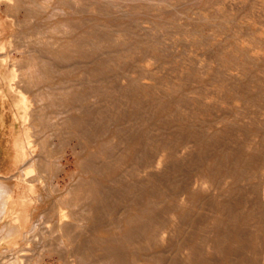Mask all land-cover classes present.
<instances>
[{"label":"bare ground","instance_id":"bare-ground-1","mask_svg":"<svg viewBox=\"0 0 264 264\" xmlns=\"http://www.w3.org/2000/svg\"><path fill=\"white\" fill-rule=\"evenodd\" d=\"M35 1H33L34 5ZM61 1L58 0V3ZM107 1L103 4L110 3ZM178 1H176L178 5L184 2L179 3ZM50 2L52 3V0ZM189 2L191 1L189 0ZM5 3L7 4V2ZM16 3L13 2V4ZM43 3L46 7L48 4L50 6V3ZM79 3H81L80 0ZM93 3H96L95 0ZM63 4L66 5L64 1ZM81 4L82 6L79 5V8L81 6L82 10L84 6L83 3ZM111 4L114 6L113 3L109 5ZM121 4L118 2V5ZM28 5L30 6V4ZM203 5L204 7L201 6L203 9H200L212 12V14H206L207 12L200 14V9L196 8L199 18L201 16L199 22V18L197 22H193L198 16L194 14L196 17L193 19L192 13L195 12L190 13L192 16H189L193 20H189L184 15L187 18H182L185 19L182 21L178 16L181 20L178 23L173 20L172 23L155 21L150 23V20L145 18L147 21L143 23L150 24V26L137 24V27L142 30V34L128 37V39L125 35H129L130 29L122 28L124 27L122 23L119 25L122 27H119L118 31L112 27L116 31L114 33L111 32L112 28L111 31L107 30L109 28L106 29V23L101 22L104 20H99V22L97 19V22H94V19L91 21V18L88 17L86 22L89 25L86 27L87 23L83 24L86 27L85 31L81 27L74 28L76 31L78 29L85 32L84 34L81 32L82 37L68 29L70 25L72 26L73 20L68 19L70 25L60 23L63 26H68L66 29L71 34L79 36L80 39L85 37L83 39L85 42L87 39H93L92 45L89 44L92 47L89 48L91 50H85L86 46L88 48V44L83 47L84 42L80 41L83 45L81 46L80 43L78 44L80 39L75 40L73 36L74 40L71 39V41L78 42H75L76 45H74L70 39H67L70 41L69 46L66 38H71V35L65 34L66 38H62V40L65 39L67 42L64 44L68 43V45L63 44L64 47L62 46L60 55L62 60L68 63V60L73 59L74 52L71 48L73 45L74 50H78V53L81 52L76 53L78 56L74 53L81 60L73 61L76 64L71 65V68L68 66L71 64L70 61L66 72L60 68L62 75L59 73L58 77H62L59 81L61 85L63 84L58 88L61 89V93L57 91L60 96L53 98V94L50 93L55 101L59 97V102H57L59 106L56 107L62 106L59 115H63L61 116L63 119L62 123L60 119L58 122L60 121L61 126L64 124V127L62 126L63 130L60 128L59 132L64 136L68 132L70 137L68 135L66 137L68 140L74 141L72 148H77L82 153L84 162H81L84 169H87L84 172L101 175L100 180H91L90 178V180L88 179L90 182H86L88 180L84 179L85 185L78 184L83 187H75L76 182L81 181H75L74 185L70 183L75 188L66 184L75 193L72 194L71 189H67L73 196L69 199L71 203L65 201L70 194L59 203L60 217L69 214L72 215V220L77 218L78 221L86 220L84 223L87 222L85 226L81 224L82 227L76 223V219V222L73 220L75 225L74 222H71L73 225L70 226L69 222L72 220H68V224L64 226L61 225L64 224L61 221L59 225L61 229L67 231H62L64 234L67 233L64 239L69 241L72 237L73 240L70 239V243L76 242L73 243L74 246L76 245L75 249H71L73 251H70L71 255L69 254L70 256L73 252L78 254L75 255L77 256V259L74 260L75 263L77 262L76 264H82V259L83 261L85 259L84 262L90 260L89 264L93 262V259V264L95 262L96 264H105L104 262L107 264H264V0H209L208 3L203 2ZM25 6H27V2L26 5L24 4ZM53 6H51L52 9ZM87 6L86 10L90 11L91 9L89 10ZM115 6L117 7V5ZM130 6L125 8L128 9ZM155 6L157 5L155 4ZM67 7L69 8V6ZM174 7L176 8V6ZM93 8L96 12L101 11L98 10L99 6ZM190 8L187 7V10L189 11ZM22 9L29 11L30 7ZM58 9H56L57 12H59ZM77 9L78 7H74L73 12L66 13L72 16L74 15L72 13H76ZM101 9L104 10V6ZM79 10L75 15L83 13V10L82 12L80 10L81 13ZM125 10H123L125 15L130 14L127 12L130 9ZM184 12L182 13L184 14ZM66 13L65 15H67ZM88 13L91 14L92 11ZM102 13H99L100 18L104 15ZM124 13L122 14L124 15ZM36 15L39 14L36 13ZM40 15L42 14L40 13ZM107 15L111 14L105 16ZM39 16L37 17L39 18ZM151 16L149 15V17ZM30 17L33 16L30 15ZM118 19L120 18L118 17ZM141 19H136V21ZM164 19H169V17ZM131 20L135 21L134 18ZM63 21L61 20V22ZM78 21L81 20L78 19L77 23ZM56 22L59 23V21ZM65 22L67 21L65 20ZM73 22L77 24L76 21ZM107 22L109 21L107 20ZM128 25L126 27H130ZM141 25H145V27ZM99 31L106 33L104 36L107 35L109 39L111 36L116 37L113 40L118 42V48H112L109 45V39L105 41ZM94 35L102 36L103 38L99 37V39L108 43L104 44L101 40L98 42L99 39L96 40V38L94 41ZM178 46H181L182 50L177 49ZM83 48L86 52L83 51ZM69 49L72 53L68 55ZM147 59L153 60L151 61L153 63L150 62L149 65L144 63ZM152 64H155V68ZM156 64L162 67L157 65L158 69L160 67L158 70L160 72L157 73H161L165 78L156 76V71H153L157 68ZM151 66L154 69H151ZM77 68L82 70L85 76L80 77L82 73L78 71L79 76L75 79L73 71ZM161 69L168 71L166 74L164 71V74L168 75L165 76ZM69 71L74 74L75 80H67ZM6 74L4 75L6 76ZM9 75L11 76V74ZM80 86L84 88V92L81 88L77 90ZM86 90L90 93H86ZM113 100L122 102L118 103V115L114 112L117 103ZM16 102L19 103V101ZM115 103L116 105H114ZM128 106L139 109L138 112L141 110V114L134 116L133 113L128 120H119L116 116L123 114L120 113L122 108L124 107L123 110H125V107L128 109ZM56 110L58 111V108ZM27 114L31 115L30 112ZM25 117L27 118V116ZM55 123L57 122L52 125ZM48 125L52 126L51 123ZM48 125L46 129H50ZM26 138L29 140L28 137ZM44 139L46 140V138ZM54 139L57 138L54 136ZM63 141H67L66 138H63ZM45 144L47 143L45 142ZM79 152L78 154H80ZM72 153L75 154L74 150ZM45 164L44 166L47 167ZM77 165L79 167L80 163ZM79 168L83 169L82 165ZM81 173L85 174L82 171ZM105 181H109L112 186H106ZM117 192L120 194V198L123 195V199L118 198L119 201L115 200L117 202L113 201V203L118 204L120 200H124L125 203H119L123 206L106 204L103 207L110 197H113L111 199L115 198L114 195ZM118 193L115 196L118 197ZM237 195L241 198L245 196L244 202L246 205L248 204L247 208L244 207V202H241L244 197L240 198V201ZM235 198L238 200L236 201ZM71 199L75 201L73 202ZM69 200L67 199V201ZM78 202L81 206L80 210V206H78V209L72 210L71 213L69 211H66L69 213H63V210L68 207L66 205L70 204V207L77 205ZM106 207L115 210V213L117 209L120 210L116 214L112 213L116 217L120 216L117 219L114 217L113 220L111 219L113 217H110L111 221L109 222L108 215L110 213ZM71 209L73 208L71 207ZM105 211H108L107 215ZM70 216L69 218H71ZM102 216H107L109 223L106 220L105 222L103 220L105 217ZM81 221L80 223L83 222ZM121 225H126L127 228L118 234L114 228H121ZM111 228L115 230L112 229L114 234L108 233L107 238L96 236L98 232H110ZM191 228H196V232L204 234L199 236L195 231H191ZM119 229L117 230L119 231ZM200 229L204 231L200 233ZM70 233V238L67 239ZM61 236L65 237L63 234ZM132 247L137 251L138 258L134 253L130 255L132 259L129 261L130 257L127 256V253L125 254V249L130 250ZM89 249H94V251L100 249L104 256L97 262L95 261L96 257H91L92 251ZM135 250L134 252H136ZM87 251L88 253L91 251L90 255L86 253ZM82 253L88 256L83 255L82 257ZM78 256L82 258L79 260ZM84 262L83 264H85Z\"/></svg>","mask_w":264,"mask_h":264},{"label":"rangeland","instance_id":"rangeland-1","mask_svg":"<svg viewBox=\"0 0 264 264\" xmlns=\"http://www.w3.org/2000/svg\"><path fill=\"white\" fill-rule=\"evenodd\" d=\"M33 1H35V0H29V1L28 0H18V1L17 0H0V3H1L0 4V78H1L0 79V98H1L0 99V264H76L77 262L75 263L74 260L77 259L76 258L77 256H75V255H78V254H76V253L74 254V252H73L72 256H70L72 253L70 251H73L75 249L76 245L74 246V244L76 242L72 241L74 244L70 243L71 240H73L72 237L71 238L69 237L71 235V233L68 234V236H67L68 237L67 239L70 238L71 240L69 239V241H68V240L64 239V238H66V234H67V233L64 234V232H67V231H64L63 229H61L59 227V225L61 224V221H62V223H64L61 225L64 226L65 224L67 225L68 222L70 220H72L73 217H71L72 215L70 216L69 214L67 216L60 217L61 213H60V204L59 203H61L62 200L64 201V199L68 196L69 197L66 198L65 201H66V203L70 202L69 199L71 198L72 194L75 192H73L72 188H70L68 186L73 187L75 181H81V182H76L77 184L75 183L76 184L75 187L78 186V188H79V186H81L82 184H84L86 182H90L89 181L90 178H91V180H100L101 175L98 174V175H100V176H98L97 174H95L93 172L85 173L86 172L85 170H87V169H84L83 163L81 162V161H83L82 153L79 152L80 151L79 149L72 148L74 146L73 145L74 141L70 140V139L68 140V137H66L68 135V132H67V134L65 132L66 136L61 135V132H59L60 128L62 126L64 127V124H62V126H61L60 121L58 122V120L60 119L61 123H62L63 117L61 118V116H63V115H61V116L59 115L61 110H62V109H60L62 106L60 108L56 107V106H59L58 105L59 103H57V102H59L58 101L59 97H57L56 101H55V99L53 100V98H56L54 96H60L59 93H61V89H58V88H60L59 86L62 87V85H63V84L62 85L60 84L59 79L62 77H58L60 75L59 73H61L62 70L64 72H66L68 66L71 68V65L73 66V64H76V62L74 63L73 61H78V59H80V57L77 58L76 55L81 53V52L79 51V53H78V50H74V45H76L75 42H78V41H75V42H72V41L74 40V38H75V40H79L80 39L79 36L81 35V32H83L82 34L85 33L84 31L86 29L84 30V28H86L89 25L88 22H86L88 17H89V19L91 18V21L94 19L93 20L94 22H97V19H98V21L104 20L101 22L106 23V29L109 28V29H107L108 31L109 30L111 31L112 27L114 29H116V31H118L119 27H122V25H123L124 27H122V28H126L128 30L130 29L128 31V34L129 35L131 34V36H129L127 34L125 35L128 39V37H132L134 35H135L134 37L141 35L142 30L137 27V24H145L146 26L147 25L150 26V24L143 23V22H146L147 20H150L149 21L150 23H151V21L163 22V23L171 22L172 23V20H173V22L178 23V22H181V20L184 21L187 17L189 18V20H191L192 17L194 19V17H196L195 15H198L199 12H200V14H201V12L202 13L207 12V11H202L200 8L204 7L205 4L203 5V2L208 3L209 0H207V2H206V0H195V1L190 0L191 2H189V0H179V1L178 0H156V1L155 0H151V1L150 0H121V1L116 0V2H115V0H108L107 1V2L113 3L114 6L117 5V7L112 6V4L109 5L110 3L105 4L106 0H103V1L102 0H100V1L95 0L96 3H93L94 0H80V2L83 3L84 7L82 10H83V13L85 11V14L81 13L82 12V10H81L82 4L79 3V0H72L73 2L72 1L70 2V0L69 1L68 0H62V1L59 0V1H61L59 3H58V0H56V1L52 0L53 4L50 2V0H46V1L36 0L35 3L37 5H39L40 7L37 6L36 4H35L36 5L35 6ZM37 1H39V2L42 1V2H40L41 3L40 4ZM63 1L66 5L69 4L67 6H69L70 9L66 5H64V4L62 5ZM75 1H78V2H75ZM123 1H126V2L122 3ZM171 1H173V2H171ZM176 1H178L179 3L182 1H184V2H182L183 4H180L181 5L180 6V5H178V3ZM5 2H7V4ZM13 2H15V3L18 2V3L13 4ZM26 2H27V6L24 7V4L26 5ZM43 2H45V4L50 3V6L48 4V7H46V5H44ZM87 2H88V4H87ZM97 2L102 3V4L101 5L99 3L97 4ZM103 2H105L104 4L107 6H105L103 4ZM118 2H119V4H121V3L122 4L118 5ZM185 2H186V4H185ZM201 2H202V4H201ZM54 3H55V6H53ZM57 3H58V6L56 5ZM164 3H165V5H164ZM166 3H167V5H166ZM17 4H18V7H17ZM28 4H30V6ZM77 4H78V6H77ZM124 4H126V5L124 6ZM135 4H138L139 6L135 5ZM141 4H142V6L143 5L144 6L142 7ZM155 4L157 6H155ZM158 4H159V6H158ZM175 4H177V5H175ZM70 5H71V7H70ZM79 5H81L80 8H79ZM85 5L86 6L88 5L87 8H89V10L90 9L91 10L90 11L86 10ZM173 5L176 6V8ZM51 6H53V9ZM65 6H66V8H65ZM72 6H73V9H72ZM96 6L97 7L99 6L98 10L100 9L101 11H98V10L97 11L100 14L102 13V11H104V13H102V14H104V15H102L104 17H102V16H101V18L99 17L100 16L99 13L96 12L95 8H93ZM103 6H104V10L101 9ZM126 6H130V8L128 7V9H130V10L126 9L125 8ZM165 6H166V8H165ZM171 6H173L174 8ZM8 7L11 9H9ZM15 7H16V9H14ZM19 7H21V8H19ZM29 7H30V10L32 12L30 10L28 11L26 9H22V8H28L29 9ZM38 7L40 8V10ZM58 7H59V9H58ZM74 7L75 8L78 7V9L81 10V12L79 10L81 15H78V16L75 15V14H77L78 9H77L76 13H72V14H74L72 16L68 15L66 13V12H71L72 10H74ZM120 7H123V8H120ZM131 7H135L137 11L135 10V8H131ZM146 7L148 8V11H147ZM156 7H158V8H156ZM187 7L188 8L192 7V8H190V10L188 11ZM17 8H19L20 11ZM45 8H46V10H45ZM47 8H49V9H47ZM118 8L123 9V10L126 9L125 11L128 10L127 12H130V14L128 13L129 15L128 14L125 15L126 13H124L123 10L120 11V9H118ZM168 8H169V11H168ZM196 8H197V10L200 9L201 11L199 10V12L197 13ZM56 9H58L59 12H57ZM61 9H63V10H61ZM92 9H94V10H92ZM110 9L113 10V12H110L111 11ZM193 9H194V11H191ZM14 10H16V11H14ZM33 10H35V11H33ZM36 10H39V11H36ZM116 10H118V11H116ZM163 10L166 14L167 13L168 14L166 15L163 12ZM60 11L63 12L64 15H62L63 13L61 14ZM91 11L94 15L91 13ZM177 11H179V12L181 11L180 13L178 12L179 15H178ZM34 12L38 13L39 15L41 13L42 14V15H40L41 17L39 15H36V13H34ZM88 12H90L91 14H89ZM108 12L111 15L105 16L106 14H109ZM143 12H145V13H143ZM169 12H170V14H169ZM182 12H184V14ZM192 12H195V13H192ZM26 13H27V15H26ZM43 13H44V15H43ZM65 13L67 15H65ZM122 13H124V15ZM133 13L134 14L136 13V15H134ZM148 13H150V14H148ZM160 13H162L164 15H162ZM190 13H192L193 16ZM209 13H210V15L212 14V12H207L206 14H209ZM131 14H133L134 16ZM180 14H183V15H180ZM30 15H32L33 17H30ZM58 15H59V17H58ZM149 15L150 16L152 15V16L149 17ZM154 15H155V17H153ZM184 15L187 17H185ZM27 16H28V18H27ZM37 16H39V18ZM54 16L57 18H55ZM161 16H162V18H161ZM178 16H179V18H181V20L178 18ZM181 16H183V17H181ZM189 16H192V17H189ZM83 17H86V18L83 19ZM118 17L120 19H118ZM165 17H167V18L169 17V19H164ZM51 18H52V20H51ZM95 18H96V21H95ZM133 18L135 21L131 20ZM139 18H142L141 19L142 22H140L141 20L136 21V19H139ZM145 18H147V20ZM182 18H185V19H182ZM198 18H199V15L197 16L196 20L192 19L193 22H195V21L197 22ZM200 18H201V16H200ZM200 18H199L198 22L200 21ZM25 19H27V20H25ZM43 19L44 20L47 19V20L44 21ZM64 19L67 22H65ZM68 19H70L71 21L72 20L76 21L75 23H77V20L79 19V20L83 21V23L80 24L81 21L80 22L78 21L77 24H74V22L72 21L71 22L72 26H71L70 25L71 23L68 22L70 20H68ZM174 19H176L178 21H175ZM61 20L62 21L64 20V21L61 22ZM107 20L109 22H110V20H112V21L109 23V22H107ZM115 20H117V21H115ZM56 21H59V23ZM43 22H46V23H43ZM123 22H124V24H123ZM128 22H129V25H128ZM60 23L70 25L68 29L69 30L71 29L70 31L72 33H76L79 36L71 34V32L68 29H66L68 26H66V25L63 26ZM121 23H122V25L119 26ZM55 24L57 25V27ZM83 24L84 25L86 24V27H84ZM60 25H61V27H60ZM127 25L130 27H126ZM134 25H135V27H134ZM145 25H141V26L145 27ZM263 25H264V23H263ZM131 26L134 28H132ZM78 27L79 28L81 27L82 30H84V31L78 30V29H77V31L74 30V28L76 29ZM113 28H112V30H113ZM63 29H64V32H63ZM87 30H88V28H87ZM61 31L64 34L60 33ZM68 31L70 32V34ZM116 31L113 30L111 32L115 33ZM61 34H63L64 36ZM65 34L68 36L71 35V38L70 37L66 38ZM99 34L102 35L104 38L102 36H99V37L103 38L105 41H107L109 39L107 37V35L104 36V34H106V33L102 32V31L100 33V31H99ZM85 35L87 36V34H85ZM96 35L98 36V34H96ZM82 36L83 35H81V37ZM87 37H89V36H87ZM99 37L95 36L94 41H95V38L97 40V39H99ZM105 37H106V39H105ZM62 38H66V40L70 39V41L72 39L71 43L74 44L73 46L71 44V46H72L71 48L73 49L72 52H74L75 54L77 53L76 55L73 53V55H74L73 59L68 60L69 62L71 61V64H69V65H68L69 62L68 61H67L68 63L64 62L65 60L63 61L61 56H60L64 42L68 41V40L65 41V39L63 41ZM101 38L98 40V42L101 40L102 43H104L103 39H101ZM113 38L115 39L116 37L111 36V38L108 41L109 45H111L112 48L117 49L119 46V45H117L118 42L114 41ZM83 39H85V37ZM83 39L81 38L79 40L78 44L80 43L81 46L84 45L83 47H85V45L88 44V48L86 46L85 50L92 48L91 45H92L93 39L90 38L92 41L87 39L86 40L87 42H85ZM111 40H113V41L110 42ZM70 41H68V43ZM80 41L84 42L83 45ZM88 42H90V43H88ZM108 42H105V43H108ZM68 43H66V44L68 45ZM66 44H64V45H66ZM89 44H91V45H89ZM69 46H70V43H69ZM78 46H76V47L78 48ZM81 46H79V47H81ZM177 49L182 50L181 46H178ZM79 50H82V49L80 48ZM89 50H91V49H89ZM172 50H173V48H172ZM83 51H84V48H83ZM72 52H70V49H69L68 55H69V53H72ZM84 52H86V51H84ZM87 52H88V50H87ZM65 53L66 52H64V54ZM145 61H144V63H146L148 65L153 63V62H151L153 60L147 59ZM64 63H66L65 66H64ZM9 65H11V66H9ZM157 65H159V64H156V66ZM152 66L155 68V64H152ZM152 66L150 67L151 69L153 68ZM160 67H159V69H158V66L156 69L153 68L154 69L153 71L154 72L156 71L155 73L160 72V71H158V70H160ZM60 68L62 70H60ZM64 68H66V69L64 70ZM78 69L79 68H77V70L73 71L75 76L72 72L69 71V73L72 75L69 76L70 75L69 74V75H67L68 77L65 76L67 78V80H73L74 77H75V79H77L78 78L77 76H79L78 71H81V73L83 72L82 70H78ZM59 70H60V72H59ZM161 70L163 71V69H161ZM164 71H165V69H164ZM164 71H163V74H164ZM5 73H7L6 76L4 75ZM166 73H168V71L167 72L165 71V74ZM9 74H11V76ZM64 74H66V73H64ZM159 74L157 73L156 76H160L159 78L162 77V79L165 78L163 75H161V73H159ZM61 75H62V73H61ZM167 75H165V76H167ZM14 76H15V78H12ZM83 76H85L84 73H82L80 75V77H83ZM8 78H9V80H8ZM53 88H55V89H53ZM80 88L82 91L84 90V88L81 86L79 88H77V90ZM51 89H52V91H55V92L53 93L51 91ZM57 91H60V92L58 93ZM50 93L53 94V98L51 96L52 94H50ZM86 93H90V92H88L86 90ZM14 94H16V95H14ZM23 94H24V96H23ZM24 98H25V101H24ZM117 100H119V99L117 98ZM16 101H19V103ZM61 101L62 100H60V103H62ZM114 102L117 103V106H116L117 108H114V112L116 115H118V111H117L119 108L118 103L121 104L122 102H120V101L117 102L116 100ZM116 103L114 105H116ZM60 105H62V104H60ZM57 108H58L59 112L56 110ZM125 108L127 109V107H125ZM123 109H124V107L122 108V110L120 109L121 110L120 113H123V114L119 113L120 115L116 116L119 120L120 119L121 120H128L129 117L133 113H134V116H138L141 114V110H140V112H138L137 110H139V109H135V108L133 109V108H131V106H128L129 110L127 109V111H126V109L125 110H123ZM130 109H132V110L130 111ZM23 110H25V111H23ZM27 111L30 112V114H31L30 116H29V114H27V113H29ZM127 112H128V114H127ZM39 114H40V116H39ZM47 114H48V116H47ZM41 115H42V118H40ZM49 115H50V117H49ZM20 116H21V118H20ZM25 116H27V118ZM57 116H58V119H57ZM30 118H31V120H30ZM35 118H37V119H35ZM48 119H51V120H48ZM25 120H26V122H25ZM54 122H57L55 124H57L58 126L60 125V126L58 127L55 124L52 125V123H54ZM50 123L52 125L51 126L52 128L50 127V125H48ZM47 125L50 129H46ZM53 126L54 127L56 126L55 127L56 129ZM57 127H58V129H57ZM46 134H47V136H46ZM138 134H140V133H138ZM54 136L57 139H54ZM26 137H28L29 140ZM44 138H46V140ZM48 138L49 139L51 138L50 141ZM63 138H66L67 141L64 142ZM45 142L48 145L47 144L44 145ZM31 144L34 147V149L31 146ZM65 144L66 145L68 144V145L66 146ZM53 148L55 149L54 151L52 150ZM57 148H59V149H57ZM71 148L74 150L75 154L72 153L73 150ZM65 151H67V152H65ZM69 151H72V152H69ZM78 152L80 154H78ZM51 153H53V154H51ZM68 154H70V155H68ZM44 156H45V158H44ZM47 156H48V158H47ZM80 159H82V160H80ZM74 161H75V164H74ZM44 163H46L45 165L47 167L44 166ZM79 163H80L79 167H81V165H82L83 169H80L79 167H77L78 166L77 164H79ZM62 169H63V171H62L63 173L61 172ZM79 169L83 173H85L86 175L82 174ZM78 171H80L81 174L78 173ZM88 172H90V171H88ZM90 174H92V175H90ZM70 176L72 177V179ZM91 176L94 178L92 179ZM84 179H87V180L89 179V180L85 182V181H83ZM67 182H69V183H67ZM106 182L107 181H105L106 186H109L110 182L109 181L107 183ZM63 183H65V184H63ZM70 183H72L73 185H71ZM66 184L67 185L69 184V185L67 186ZM78 184H81V185H78ZM111 186L112 185H110V187ZM61 187L62 188L65 187V188L62 189ZM75 187H73V188H75ZM81 187H83V186H81ZM67 189H71L72 194H70V191ZM66 190L68 191V193L66 192ZM68 194H70V195H68ZM115 195H114V197L116 199L115 198L111 199L113 197H110L109 200L110 199L111 200L110 201L108 200V201L111 203H109L106 200L107 203H104L105 205H103V207L106 206V204H108V205L115 204L118 206H123L122 204H119V203H125L124 200H122V201L120 200V202H118V204L113 203V201H115V200L119 201V199H121L123 197V195H121L122 196L121 198L119 197L120 194L118 195V197ZM239 195H241V194H239ZM59 196L60 197L62 196V197L60 198ZM74 196H77V195L74 194ZM238 197H239L240 201L244 197L243 198L244 200H242L241 202H244L246 199L245 196H242V198H241V196H238ZM74 198L76 199V197H74ZM67 199L69 201H67ZM235 200L237 201L238 199L235 198ZM71 201L74 202L75 200L71 199ZM79 202L77 205H73V206L71 205L70 207H69L70 204H68V205L65 204L68 207H66V209L63 210V213L64 212L65 213H69V212L71 213L72 210H77L78 206H80ZM115 202H117V201H115ZM246 203H247V201H246ZM58 204H59V206H58ZM80 204H81V202H80ZM244 204H245V202H244ZM244 204H242V205H244ZM112 206L115 207L114 205H112ZM246 206H248V204L247 205L245 204L244 207L247 208ZM71 207L73 209H71ZM110 207L109 208L106 207L110 213V215H108V221L109 222L111 221V220H109L110 217H113V218H111L112 220L115 219L114 217H116V216H114L113 214H116L117 212L120 211L117 209L116 210L117 212L115 213V210H112ZM80 208H81V206L79 207V210H80ZM110 209H111V212H110ZM66 211H69V212H66ZM107 212L108 211H105V214ZM69 216L71 218H69ZM80 216H78V217H80ZM119 216H117V217H119ZM14 217H16V218H14ZM81 217H80V219H81ZM102 217H105V216H102ZM106 217L103 219L104 221L105 220L107 221ZM117 217H116V219H117ZM75 219L77 222L75 221ZM75 219H73V220L77 224H80L81 227H82V225L85 226L87 223V222L84 223V221H86V220H84V221L82 220L83 222L80 220L82 222V223H80V221H78L77 218H75ZM73 220L70 221L69 224L71 222H74ZM108 221H107V223H109ZM75 222H74V225L76 224ZM71 225H73V224L71 223L70 226ZM119 228H117V229H119ZM126 228H127L126 225H121V228H120V229H122L121 231H120V229L118 231L116 228H114L116 230L115 231L113 228H111L110 232H98V233H96V236L105 239L108 237V233H113V230L115 232H118V234H120ZM62 231H64V232L62 233ZM191 231L196 232V228L195 229L191 228ZM197 231H199V230H197ZM202 231H204V230L200 229V233ZM196 233L199 234V232H196ZM62 234L65 237H62L61 236ZM118 234L115 233V235H118ZM201 234H199V236ZM64 241H66V243H64ZM72 246H73V248H72ZM71 249H73V250H71ZM94 249H95V247H94ZM94 249L93 250L89 249V250L92 251V252L90 251L92 254L91 257L92 258L96 257L97 259L95 261H97L98 259H101L104 255H102L103 252L100 251V249L98 251H97V249H96V251H94ZM125 250H126L125 254L127 253L128 257H130L131 254L135 253L137 256L136 258H138V254H137V251L135 250V248H133V247L130 248V250L133 253L130 250H127V248ZM134 250L136 252H134ZM88 251L86 252L87 254L90 253V252L88 253ZM127 251H130V252H127ZM83 255H85V253H82L81 256L83 257ZM97 255H98V257H97ZM99 255H102V256H99ZM134 257H135V255H134ZM140 257H143V256L140 255ZM78 258H79V260L81 259L80 256H78ZM88 258H90V257H88ZM131 259L132 258L130 257L129 261ZM84 261H85V259H84ZM84 261H83V259L81 260L82 264ZM89 261L88 260L86 261L87 264H89ZM86 262H84V263L86 264ZM97 262H99V261H97ZM93 263H94V259H93V262L91 264H93ZM101 263H103V262L101 261ZM104 263L107 264L106 262H104ZM95 264H96V262H95ZM97 264H100V263H97Z\"/></svg>","mask_w":264,"mask_h":264}]
</instances>
